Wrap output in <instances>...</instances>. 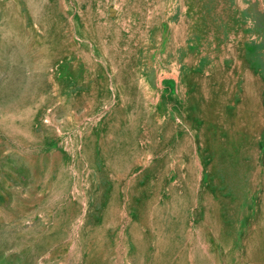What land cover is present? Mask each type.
I'll return each mask as SVG.
<instances>
[{
  "label": "rangeland",
  "instance_id": "1",
  "mask_svg": "<svg viewBox=\"0 0 264 264\" xmlns=\"http://www.w3.org/2000/svg\"><path fill=\"white\" fill-rule=\"evenodd\" d=\"M0 264H264V0H0Z\"/></svg>",
  "mask_w": 264,
  "mask_h": 264
}]
</instances>
